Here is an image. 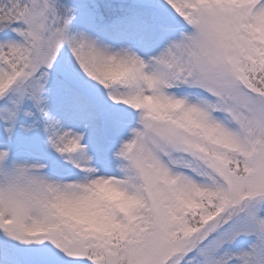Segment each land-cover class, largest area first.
Listing matches in <instances>:
<instances>
[{
  "label": "snow or ice",
  "instance_id": "snow-or-ice-1",
  "mask_svg": "<svg viewBox=\"0 0 264 264\" xmlns=\"http://www.w3.org/2000/svg\"><path fill=\"white\" fill-rule=\"evenodd\" d=\"M0 264H264V0H0Z\"/></svg>",
  "mask_w": 264,
  "mask_h": 264
}]
</instances>
